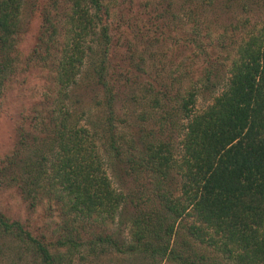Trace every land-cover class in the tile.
<instances>
[{
  "label": "trees",
  "instance_id": "1",
  "mask_svg": "<svg viewBox=\"0 0 264 264\" xmlns=\"http://www.w3.org/2000/svg\"><path fill=\"white\" fill-rule=\"evenodd\" d=\"M20 1H0V87L16 65L14 37L19 31ZM57 1L65 5L67 30L59 46L52 40L44 43L43 50L55 63L51 66L57 95L67 96L85 69L90 87L99 86L102 91L95 107L105 108L106 116L97 127L91 126L85 115L60 102L44 139L54 142L55 149L32 160L27 144L31 136L20 132L18 148L0 164V182L14 186L31 205L45 194L72 221L113 223L129 204L134 212L123 224L128 227L125 236L114 231L85 244L66 234L57 242L56 254L1 212L0 235L30 251L34 264H63L71 261L70 252L85 245L92 255L97 247L107 246L122 256L166 259L173 264H264V23L251 24L255 1L199 0L183 9L193 32L213 9L220 14L234 9L239 17L247 16L230 26L236 39L225 52L227 76L220 78L217 68L206 67L201 85L173 95L166 87L153 91L156 82H149V74H143L146 70L130 64L116 69L121 87L114 88L116 80L108 73L113 49L107 25L111 10L105 0H55L56 7ZM186 1L194 2L180 0V4ZM188 42L202 48L193 37ZM225 46L222 36L214 48ZM130 67L137 77H145L144 90L153 91L151 108L161 114L155 113L160 129L173 115L184 121L177 147L157 139L141 150L132 148L128 156L123 151L115 132V107L118 89L129 83L122 73ZM204 92L213 93V100L199 110L197 98ZM101 141L109 153L108 163L97 145ZM114 165L121 167L122 176L152 177L143 206L141 202L134 205L132 197L113 187L107 167Z\"/></svg>",
  "mask_w": 264,
  "mask_h": 264
},
{
  "label": "rangeland",
  "instance_id": "2",
  "mask_svg": "<svg viewBox=\"0 0 264 264\" xmlns=\"http://www.w3.org/2000/svg\"><path fill=\"white\" fill-rule=\"evenodd\" d=\"M254 1L255 5L252 6L253 10L250 13L253 20L251 24L255 22L262 25L264 0ZM104 2L111 10L107 25L109 35L112 36L113 49L111 69L108 73L116 80V83H113L115 87L112 83L111 86L116 89L121 87V79L116 69L119 65L130 64L133 68L140 67V70H146L143 74H149V82H156L153 91H162L166 87L172 95L181 94L189 86L201 85L206 67L207 70L217 68L220 78L227 76L225 52L229 51L232 47L229 46L230 43L236 39L230 26L247 16L241 14L242 17H239V13L234 9L221 14L217 9H213L210 10V14L203 15V19L193 32L183 9L191 7L199 0H194L193 3L186 1L184 5L180 4V0ZM54 3L55 0L20 1L19 31L14 37L15 73L13 71V76L6 75L0 87V164L18 148L20 132L31 136L27 144L28 155L32 160L39 158L42 153L55 149L54 142L44 139L45 134L51 129L50 121L57 114V104L60 102H65V105L68 103L69 108L71 110L74 108L77 115H85V120L91 126L96 124L97 127L99 119H105V108L95 107L97 101L101 100L102 91L99 86L90 87L84 79V68L73 90L69 91L67 96L63 93L57 95L58 88L52 67L55 63L49 61L51 58L43 51L45 42L54 40L59 46L67 30L64 23L65 5L57 1L56 7ZM211 13H215L212 14L214 16ZM222 36L225 38V49L214 48V45L222 42ZM189 37L195 38L202 44V48L192 46L188 42ZM59 49L60 47L57 51ZM127 60L129 62H125ZM131 67L129 70L125 68L122 73L129 83L122 91L121 88L118 89L119 97L115 107V132L122 140L123 151H127L128 156L132 148L141 150L148 141L157 139L177 147L183 134L184 121L178 115H173L160 129L155 119L156 114H161L152 111L151 108L153 91L144 90L145 77L143 74L137 77L135 72H131ZM90 83L92 85L95 82L92 79ZM213 96V93H202L197 98V108L202 110L211 104ZM97 145L108 163L109 153L106 146L102 141ZM174 152L179 156L178 150L175 149ZM135 153L138 154L136 151ZM120 168L119 165L107 167L113 187L123 191L127 198L132 197L134 205L141 202L143 206L145 197L150 194L148 190L152 189V177L142 174L135 177L124 175V178L123 173H119ZM44 196L43 193L41 196L38 195L36 202L31 205L24 201L14 186L0 182V212L10 222H19L33 238L42 242L51 254H56L54 248L66 234L75 236L77 241L85 244L95 240L97 236L111 234L114 231L124 232L125 236L128 227L126 229L123 224L134 212V206L129 204L113 223L106 219L72 221L64 208L57 205L55 200L50 201ZM150 206L148 203L145 204L147 208ZM88 248L85 245L70 252L71 261L68 259L63 264H173L166 259L151 260L145 257L122 256L107 246L97 247L92 255ZM61 251L65 252V249ZM34 263L35 256L30 251L23 249L10 238L0 235V264Z\"/></svg>",
  "mask_w": 264,
  "mask_h": 264
}]
</instances>
